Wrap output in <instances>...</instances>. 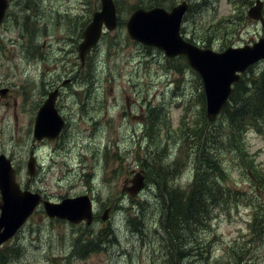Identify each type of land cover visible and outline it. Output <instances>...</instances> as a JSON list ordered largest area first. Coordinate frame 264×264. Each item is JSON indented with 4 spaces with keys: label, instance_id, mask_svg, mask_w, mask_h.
<instances>
[{
    "label": "rangeland",
    "instance_id": "374dc122",
    "mask_svg": "<svg viewBox=\"0 0 264 264\" xmlns=\"http://www.w3.org/2000/svg\"><path fill=\"white\" fill-rule=\"evenodd\" d=\"M162 1L170 8L181 0ZM186 1L180 32L200 47L221 51L264 36V24L246 13L254 0ZM97 3L11 0L0 27V153L11 158L21 188L50 201L91 194L99 213L85 226L50 219L37 207L3 243L0 264H175L176 257L179 264H264V232L249 231L247 224L254 220L250 200L214 207L203 226L184 223L180 252L170 249L164 231L167 198L155 173L163 167L167 185L186 190L194 169L190 131L205 121L216 127L222 116L207 120L202 82L184 57L168 59L133 41L124 23L104 32L81 66L76 46ZM118 3L123 21L132 11L126 9L140 6V0ZM63 47L65 53L59 51ZM263 63L248 67L241 78L257 73ZM54 88L59 89L56 108L67 124L60 138L38 142L35 114ZM259 126L248 127L243 143L250 155L245 160L252 159L262 172L264 119ZM31 151L37 160L32 177L26 169ZM220 157L229 169L228 184L244 199H256L259 190L242 161L225 152ZM138 171L146 186L136 196L122 193L124 181ZM108 206L103 221L99 215Z\"/></svg>",
    "mask_w": 264,
    "mask_h": 264
},
{
    "label": "water",
    "instance_id": "95a60500",
    "mask_svg": "<svg viewBox=\"0 0 264 264\" xmlns=\"http://www.w3.org/2000/svg\"><path fill=\"white\" fill-rule=\"evenodd\" d=\"M100 8L93 11L91 20L81 32L76 46L81 66L86 56L99 43L104 32L113 31L118 24V12L114 0H99ZM188 2L182 0L170 9L163 6L135 7L125 20L128 37L145 46L159 49L166 58L183 55L189 66L199 75L205 97L206 118L209 122L218 117L227 102L232 85L251 64L264 60V36L252 44L228 46L216 51L200 47L186 40L180 32L182 19L188 10ZM263 0H255L247 9L250 19L264 24ZM8 8V0H0V25ZM6 89L2 90V93ZM58 88L48 91L39 106L33 122L35 141L56 139L65 125V120L56 108ZM27 173L36 172V157L31 151L26 163ZM121 191L130 196L138 195L145 186L142 171L136 172ZM42 205L49 218H58L72 224L93 219V201L88 194L64 197L59 201L44 199L39 192L21 189L15 179L11 159L0 154V245L12 238L26 222L37 206ZM109 208L103 210L100 218L106 220ZM179 264V263H176Z\"/></svg>",
    "mask_w": 264,
    "mask_h": 264
},
{
    "label": "trees",
    "instance_id": "16d2710c",
    "mask_svg": "<svg viewBox=\"0 0 264 264\" xmlns=\"http://www.w3.org/2000/svg\"><path fill=\"white\" fill-rule=\"evenodd\" d=\"M115 3L118 12L122 11V4L118 3V0H115ZM160 5H163L162 0H140V6L143 8ZM132 9H126V13ZM123 23L124 21L120 17L118 25ZM168 68L171 66L168 65ZM177 70L181 71L180 69ZM92 72L90 68V73ZM220 116H222L221 121L216 127L205 121L195 131H190V137H192L188 140L189 142L192 140L194 143V169L192 180L186 190L168 186L167 174H164L163 167H160L155 173L156 177L154 178L161 181V186L165 190L163 194L167 198L164 210V231L169 237L171 244L169 247L172 250L177 249L180 252L178 244L182 240L181 234H178L184 223H196L203 226L205 221L211 219V210L222 205L228 207L250 200L248 204L255 211L254 220L253 222L250 220L249 223V230L264 232V171L261 172L252 163V159H249L250 161L245 160L250 155L243 143L248 127L252 125L258 129L260 127L259 120L264 119V63L257 74L254 72L247 79L241 78L233 85L228 100L221 109ZM201 128L202 130L198 131ZM222 152L235 156L242 161L246 171H248L250 181L252 179L251 183L259 190L256 199L252 196L244 199L242 191L228 184L227 180L230 173L228 167L225 166L224 159L220 157ZM128 217L134 216L129 215ZM133 221L132 218L131 222L133 223ZM90 245L94 247L93 244ZM178 256L180 257L181 253H178Z\"/></svg>",
    "mask_w": 264,
    "mask_h": 264
},
{
    "label": "flooded vegetation",
    "instance_id": "af4514ba",
    "mask_svg": "<svg viewBox=\"0 0 264 264\" xmlns=\"http://www.w3.org/2000/svg\"><path fill=\"white\" fill-rule=\"evenodd\" d=\"M10 1L11 0H9V4H10ZM255 1V0H254ZM263 2H264V0H263ZM189 4V3H188ZM253 4V3H252ZM251 4V5H252ZM99 7V3H97V5H96V8H98ZM6 14H7V12H6ZM5 14V17H4V20L6 19V17H7V15ZM4 20H3V22H4ZM3 24V23H2ZM87 25V24H86ZM85 25V26H86ZM2 26V25H1ZM81 37V36H80ZM186 40H188V41H190L189 40V38H186V37H184ZM93 50H95V48L93 49ZM60 52H62V53H65L66 52V48L65 47H63L62 49H60L59 50ZM77 51V50H76ZM77 57H78V59H79V61H80V58H79V56H78V53H77ZM87 57H88V55H87ZM86 57V58H87ZM183 57V56H182ZM47 57H45L44 59H46ZM81 63V62H80ZM48 93V92H47ZM46 93V94H47ZM59 94V93H58ZM57 99H58V96H57ZM57 99H56V103H57ZM58 110H59V107H58ZM67 123L65 122V125H66ZM59 138L61 137V132H60V134H59V136H58ZM11 159V158H10ZM11 162H12V160H11ZM12 166H13V164H12ZM13 168H14V166H13ZM36 169H37V164H36ZM14 170H15V168H14ZM16 172V171H15ZM129 184V181L128 180H125L124 181V184H123V186H127ZM123 193H125V192H123ZM87 194V193H86ZM126 194V193H125ZM90 197H91V199H92V201H93V198H92V196H91V194H88ZM42 197L45 199L46 197L44 196V195H42ZM106 208H109L110 210H111V206H108V207H106ZM105 208V209H106ZM93 219H92V222H94V220H95V218L97 217V215L99 214L98 212H96V209H95V205H94V202H93ZM110 210H109V213H110ZM101 216V214L99 215V217ZM101 219V218H100ZM103 221H105V220H103ZM92 222L89 224V225H87L85 222H80V223H77V224H84L85 226H90L91 224H92ZM109 233L107 234V237L109 238V239H111L110 238V235H111V232L110 231H108ZM108 244V243H107ZM105 244H103L102 246H104ZM93 248H88L87 249V251H90V250H92ZM176 257V256H175ZM176 263H178V261H177V257L175 258V264Z\"/></svg>",
    "mask_w": 264,
    "mask_h": 264
},
{
    "label": "bare ground",
    "instance_id": "6f19581e",
    "mask_svg": "<svg viewBox=\"0 0 264 264\" xmlns=\"http://www.w3.org/2000/svg\"><path fill=\"white\" fill-rule=\"evenodd\" d=\"M257 74V73H256Z\"/></svg>",
    "mask_w": 264,
    "mask_h": 264
}]
</instances>
